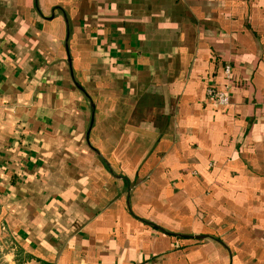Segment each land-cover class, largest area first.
<instances>
[{
  "label": "crops",
  "instance_id": "0c3cea01",
  "mask_svg": "<svg viewBox=\"0 0 264 264\" xmlns=\"http://www.w3.org/2000/svg\"><path fill=\"white\" fill-rule=\"evenodd\" d=\"M0 264H264V0H0Z\"/></svg>",
  "mask_w": 264,
  "mask_h": 264
},
{
  "label": "built area",
  "instance_id": "2783aa9c",
  "mask_svg": "<svg viewBox=\"0 0 264 264\" xmlns=\"http://www.w3.org/2000/svg\"><path fill=\"white\" fill-rule=\"evenodd\" d=\"M231 67L226 66L225 67V73L227 77L230 79L231 77ZM208 96L216 104L217 106H226L230 103V95H229V85L227 84L225 89L218 90L216 88L210 87L208 88Z\"/></svg>",
  "mask_w": 264,
  "mask_h": 264
}]
</instances>
